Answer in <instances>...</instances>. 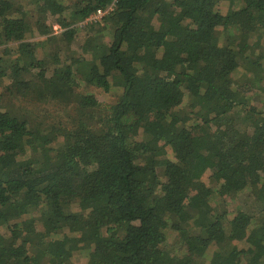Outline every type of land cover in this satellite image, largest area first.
<instances>
[{
    "label": "trees",
    "instance_id": "16d2710c",
    "mask_svg": "<svg viewBox=\"0 0 264 264\" xmlns=\"http://www.w3.org/2000/svg\"><path fill=\"white\" fill-rule=\"evenodd\" d=\"M0 264H264V0H0Z\"/></svg>",
    "mask_w": 264,
    "mask_h": 264
},
{
    "label": "rangeland",
    "instance_id": "374dc122",
    "mask_svg": "<svg viewBox=\"0 0 264 264\" xmlns=\"http://www.w3.org/2000/svg\"><path fill=\"white\" fill-rule=\"evenodd\" d=\"M18 0H11L12 3H17ZM24 5L26 8H33L31 4H28L27 2H24ZM110 6V5H109ZM108 7V6H107ZM35 14V13H34ZM36 15V14H35ZM108 21V20H107ZM106 21V17L100 19L98 22H95V24H99V28L103 27L104 32L109 33L110 28L106 24L108 23ZM89 21H81L80 26L78 27V32L75 36L74 41L71 43V53L77 54L79 51V45L81 44V41L83 39V36L85 35L87 28H89L88 24ZM53 33L57 34L61 31L59 25H53L52 26ZM33 38L36 40L44 39V36H40L37 33H33ZM51 51H56L58 49V42L56 39H53L49 43ZM52 52V53H54ZM8 82V79L4 82L6 84ZM87 90L91 93H94L96 95L97 100H99L100 104H109L113 103L115 100H117L114 97H111V91L110 92H102L99 89H95L94 87L90 86L87 88ZM81 91V90H79ZM16 106H19V103L14 102ZM75 104H65V103H37V104H31L29 105L30 110V116L32 121V127L37 128V130L44 129L49 130L51 127L56 126H63L65 128H70L76 125L80 119H85L84 111L83 113H80L77 109L74 108ZM26 106V105H25ZM32 114V115H31ZM232 201V200H231ZM254 193L253 192H244L240 193L236 196V200H233V202H236L238 205H241V207L245 210H254L257 206L254 205ZM233 204V203H231ZM231 209V208H228Z\"/></svg>",
    "mask_w": 264,
    "mask_h": 264
},
{
    "label": "built area",
    "instance_id": "2783aa9c",
    "mask_svg": "<svg viewBox=\"0 0 264 264\" xmlns=\"http://www.w3.org/2000/svg\"><path fill=\"white\" fill-rule=\"evenodd\" d=\"M112 9V6H108L106 9H102V8H98L96 9V11H94L93 13H91L88 18L85 19V21H89V22H97L100 19H102V17H104L103 15L108 12L109 10Z\"/></svg>",
    "mask_w": 264,
    "mask_h": 264
}]
</instances>
